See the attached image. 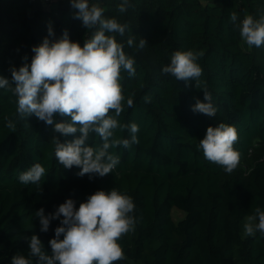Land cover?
<instances>
[{
  "label": "trees",
  "instance_id": "trees-1",
  "mask_svg": "<svg viewBox=\"0 0 264 264\" xmlns=\"http://www.w3.org/2000/svg\"><path fill=\"white\" fill-rule=\"evenodd\" d=\"M120 3L92 4L103 8L105 18L128 26L116 39L135 60L136 74L121 72L125 101L118 120L138 125L139 142L109 149L120 159L112 173L80 177V168L66 169L54 155V137L66 142L79 133L63 136L34 116L20 120L16 96L0 89V264H10L16 254L27 256L24 237L33 234L51 253L49 241L60 221L52 220L41 232L37 210L48 215L69 198L78 208L96 191L113 188L132 198L130 215L136 221L118 241L125 259L115 264H264V236L259 231L241 235L243 220L256 208L264 210V45L249 46L238 27L247 15H264V0H129L125 13L118 11ZM73 13L69 1L47 10L39 1L0 0V76L11 80V68L30 65L32 48L48 36L49 23L55 34L50 39L67 30L69 39L83 46L91 30ZM129 38L133 47L126 43ZM141 38L148 42L142 50L135 47ZM189 50L204 53L197 60L198 82L162 71L174 52ZM203 91L211 94L215 117L192 111L197 100L204 102ZM9 120L15 132L6 127ZM219 123L238 133L234 147L240 160L232 173L209 162L199 148L207 128ZM114 138H130V133L117 129ZM88 143L97 147L102 140L93 134ZM35 163L46 170L42 192L19 180ZM173 208L183 218L175 221Z\"/></svg>",
  "mask_w": 264,
  "mask_h": 264
},
{
  "label": "clouds",
  "instance_id": "clouds-1",
  "mask_svg": "<svg viewBox=\"0 0 264 264\" xmlns=\"http://www.w3.org/2000/svg\"><path fill=\"white\" fill-rule=\"evenodd\" d=\"M74 18L80 19L83 26L91 30V36L85 39L83 46L69 39L64 30L60 39L54 37L51 23L48 36L39 46H34V56L30 65L23 64L19 69L11 68V80L0 76V89H8L16 96V112L20 120L34 116L38 121L54 126L53 130L63 136H78L71 141L61 142L54 137V155L59 164L66 169L73 166L80 168L78 176L93 175L104 177L119 164V156L109 149L122 146L129 148L138 143L139 127L135 123L121 124L118 120L124 111L125 96L120 83L121 72L129 76L136 74L135 60L126 55L124 45L117 42L116 36H124L128 26L116 18H105L103 8L89 4V0H70ZM129 0H121L118 11L125 13ZM231 20L237 21V14H231ZM240 28V35L249 46L257 48L264 45V15L254 19L245 16ZM129 47L134 40H127ZM148 43L141 38L138 49ZM204 53L176 51L171 56L170 64L162 71L171 74L176 80L198 82L202 68L197 63ZM27 57H25V60ZM196 87V84H195ZM204 92V102L197 100L192 111L215 117L217 109L212 103L211 94ZM150 101V97H145ZM133 99H127V106L132 107ZM68 117L70 120L57 122L56 117ZM12 132L16 124L9 120L6 124ZM117 129H127L130 138H114ZM93 134L99 136L102 144L93 147L88 141ZM238 133L234 126L219 123L209 126L206 135L200 140L199 148L211 163L221 166L225 172L232 173L239 164L240 153L234 147ZM45 168L35 163L19 175L21 183L36 184L39 192L41 178ZM134 202L126 194L115 188L110 191L98 190L88 196L85 202L76 207L73 199H67L58 208L45 215L43 208L36 211L40 231L47 232L52 220H59L55 235L49 241V254L39 236L33 234L24 237L28 240V254L12 256L10 264H115L125 259L118 241L134 229ZM258 219L253 225L251 221ZM244 225L249 236L256 231L264 236V210L255 209V215L248 217ZM63 236V239H61Z\"/></svg>",
  "mask_w": 264,
  "mask_h": 264
},
{
  "label": "rangeland",
  "instance_id": "rangeland-1",
  "mask_svg": "<svg viewBox=\"0 0 264 264\" xmlns=\"http://www.w3.org/2000/svg\"><path fill=\"white\" fill-rule=\"evenodd\" d=\"M244 42H245V41H244ZM171 216H172V218H173L175 221H177V220L183 218L184 213H182L180 210H178V209H176V208H173L172 211H171ZM248 222H249V221H248V217L245 218V219L243 220L242 227H241V235H242V236H247V234L245 233V230H244V225H245L246 223H248ZM251 223H253V221H251Z\"/></svg>",
  "mask_w": 264,
  "mask_h": 264
},
{
  "label": "built area",
  "instance_id": "built-area-1",
  "mask_svg": "<svg viewBox=\"0 0 264 264\" xmlns=\"http://www.w3.org/2000/svg\"><path fill=\"white\" fill-rule=\"evenodd\" d=\"M32 1L41 2L43 7H45L47 10H50L51 8H53L55 6V4L60 2V1H69L70 2V0H32ZM100 1H102V0H89V4L91 5L94 2H100Z\"/></svg>",
  "mask_w": 264,
  "mask_h": 264
}]
</instances>
